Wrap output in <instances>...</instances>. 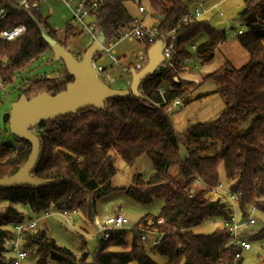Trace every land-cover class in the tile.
Wrapping results in <instances>:
<instances>
[{"label":"trees","instance_id":"trees-1","mask_svg":"<svg viewBox=\"0 0 264 264\" xmlns=\"http://www.w3.org/2000/svg\"><path fill=\"white\" fill-rule=\"evenodd\" d=\"M0 1L3 5L8 2L9 7L12 3V0ZM149 1L153 16L159 18L158 38L163 39L189 10L191 0ZM104 3L94 18L97 31L101 30L109 43L119 40L135 19L129 13L126 0H105ZM238 14L243 33L235 37L250 61L241 68L225 63L205 75V80L215 83L214 93L225 106L215 120L191 124L184 134H179L165 106L154 110L145 105L162 100L158 92L160 87L167 88V105L180 99L187 106L203 97L183 89L186 83L179 77L185 72V60L193 56L190 45L206 37L197 45L196 55L204 65L212 61L219 44L226 42L230 35L200 20L180 30L174 68L145 79L139 88L140 98L114 97L106 102L105 110L86 108L75 115L39 125L46 134L39 135L40 158L32 172L34 178L48 185L0 189V264H11L10 253L5 248L11 237V225L25 223L46 210L78 209L82 218L79 224L91 227L99 199L119 190L113 185L119 171L115 167L118 157L130 169L140 159H150L154 169L151 178L145 180L136 174L131 186L120 190L143 207L156 200L163 201L160 211L147 213L132 231L117 230L111 232L107 240L98 239L92 254L81 235V247L75 253L56 243L44 228L28 230L23 243V248L30 251L28 256H36L39 264H132L134 261L159 264L146 253L147 245L142 240L145 234L156 230L163 237L154 251L167 259L166 264H243L241 247H226L229 236L225 229L209 235L192 231L210 219L227 218L232 213L224 198H205L211 188L222 184L218 167L222 162L229 187L223 184L232 191L242 192L240 211L246 214L254 204L264 216V200L254 201L264 196V0H244V7ZM9 20L10 26L24 23L27 32L19 40L0 47V58L5 66L1 77L6 84L13 83L17 72L51 52L45 35L59 41L42 13L11 12ZM66 29V42L62 45L68 49L70 41L83 32L77 33L69 26ZM151 46L147 44V52ZM132 66L130 64L127 69V77H131ZM73 81L64 67L59 77L28 81L20 92L27 99L39 93L53 96ZM252 111L255 116L251 124L245 132H238L239 123ZM14 139L21 149L14 144L0 143V178L15 174L30 154L29 142ZM182 147L186 157L180 153ZM219 147L222 154L217 152ZM161 220L163 224L158 223ZM262 236L264 228L254 240L261 242ZM236 255H240V259Z\"/></svg>","mask_w":264,"mask_h":264},{"label":"rangeland","instance_id":"rangeland-1","mask_svg":"<svg viewBox=\"0 0 264 264\" xmlns=\"http://www.w3.org/2000/svg\"><path fill=\"white\" fill-rule=\"evenodd\" d=\"M183 1L187 2L188 0ZM141 2V5L146 8V12L144 13L145 23L149 26L156 25L159 20L158 18L153 16L150 1L141 0ZM48 4V7H44L42 11V16L47 17L50 28H52L53 30L66 28L68 21L71 20V11L63 4H61L58 0H49ZM126 6L132 16L139 15L137 3L133 2V0H126ZM243 7L244 0H191L188 3L189 10H192L194 8H200V10H203L206 8L205 10L207 11L203 14V20L208 21L212 28L216 30H225L230 35V38L226 41V43L223 42L220 44L216 57L211 62L204 64L200 67V70L198 72L199 74L204 75L208 72L216 71L225 63H231L236 68H241L246 64L247 59L245 58L247 52L239 44L238 39L233 36L235 31L242 29L238 23L237 17L239 15L238 13L243 9ZM50 8L51 13H49ZM89 36L90 35H88V33H82V35H79L70 41L68 49L72 50L73 54L77 56L78 59L82 58L83 54L86 51V48L88 47L87 43L89 41ZM61 39L63 43L66 42V37H61ZM105 47L107 48L108 44H106ZM142 49L143 47L140 44L133 42L129 39L121 41L116 40V45L114 46V51L116 52L117 56H122L126 54L128 56V60H131V62L135 60L138 53ZM99 56L101 58H98V63L105 67L110 66V63L103 52L100 53ZM247 57L249 56L247 55ZM63 71L64 64L54 60V55L52 52H47L46 54L42 55L37 60V62H34L25 69H22V71L17 72L13 79V83L5 84V88L3 90L0 88L1 114L3 115L7 113L8 110H10L13 102L20 98V91L22 90L26 82L34 81L39 78L59 77L63 73ZM115 76L116 78H118V80L113 84H108L112 88L114 87L117 89H127L128 87L125 85L122 75L119 73V75ZM209 84L213 85L214 90L216 89V85L214 82H209ZM184 88L186 89L185 85ZM192 92H194L195 94L196 91L193 90ZM210 97L220 99L219 96L215 93H213ZM174 112L175 111L169 113L173 124L176 123V120L183 121L182 111H178L175 114ZM254 116L255 112L252 111L246 119L242 120L237 127L238 132H245L251 124ZM191 122L192 124L197 123L194 120ZM184 133L185 131L181 132L180 134ZM15 141L16 140L9 131V127L6 126L2 121H0V143L2 145L8 143L18 145ZM217 152L219 154H222V149L219 147L217 149ZM180 153L183 157L187 156V153L185 152L183 147L181 148ZM115 167L119 169V171L113 179V185L115 189L117 188L119 190L107 194L99 199L96 205L97 214L95 215V217L100 216L102 218L105 216L109 217L121 214L125 218H127L130 223L128 225V231H132L134 225L141 218L147 215V213L156 214L157 212H159L161 201L156 200L153 204L148 205L147 207H143L135 203L133 200H130L120 189L122 187H130L132 177L136 174L141 175L145 180L151 178L154 169L152 168V163L148 157L140 159L138 163L131 169L125 167L120 157H118L115 161ZM218 167L219 182L224 183L227 187H229L225 176V167L223 162L220 163ZM174 173V175H176V171ZM207 195L205 196V198L208 200L209 197H207ZM256 217L257 221L254 224L253 228L249 229L246 233H244L245 239L252 244V249L250 251H243V264H264V236H262L263 238L261 237V242L254 240L258 237H256V235H259L261 230L264 228V216L257 211ZM74 219L80 222L82 221V218L79 215L78 217H74ZM40 226L47 230V232H49L50 236L56 241V243L68 248L69 250L75 253L79 252L81 247L80 234L77 233L74 228H71L68 224H66V222L61 217H59V215L56 214L49 219L41 221ZM82 229L84 230H81L80 228L78 229V231L82 234V236H84L83 232H85V230L87 232L88 230L93 231V225H91L90 227V225L85 224ZM216 230H223V227L219 224L214 225L209 222H205L202 225L193 228L192 231L196 234L209 235L215 232ZM93 234L89 235L87 233L84 238L87 237V235L89 236V238H91V236L94 237ZM144 236L147 238L146 253H149L152 259L157 261L159 264H166L167 259H163L154 251L155 245H153L152 242L156 239V234L147 233ZM131 240L132 237L130 235L128 236V241L130 242ZM86 242L88 244L87 246H89V251L92 254L96 250L97 246L90 239H87ZM11 255L14 256L13 254H10V256ZM88 260L91 262V257H89ZM21 263L39 264L37 263L36 256H28L27 259L22 261ZM132 264L138 263L134 261Z\"/></svg>","mask_w":264,"mask_h":264},{"label":"built area","instance_id":"built-area-1","mask_svg":"<svg viewBox=\"0 0 264 264\" xmlns=\"http://www.w3.org/2000/svg\"><path fill=\"white\" fill-rule=\"evenodd\" d=\"M61 4L67 7L71 11V20L68 21L66 28L72 27L75 32H84L88 33L91 36V40L95 41L97 37V20L94 18L96 13L105 5V0H58ZM49 0H12L10 7L8 5H3L0 1V47L6 43H12L19 40L22 36L25 35L27 32V27L24 23L20 22V24L11 25L10 22V14L11 12H30V13H42L45 6L48 7ZM139 12L142 14L145 12V7L140 6ZM51 13V8L49 10ZM202 11L199 9L190 11L188 10L182 17L179 19L176 27L172 30V32L163 39H159V32L158 26L157 27H149L143 24H140L138 20H134V24L125 31L123 36L119 39L121 40H131L140 44L143 49L138 53L135 69L137 71L143 69V67L147 64V44L154 45L158 40H163L164 42V50L163 56L164 61L161 66L158 67L157 73L162 72L163 70L174 68L175 58L178 56V34L180 30L184 27H187L190 24H193L197 21H200L203 17ZM66 28L56 29L54 30L55 34H57L58 39L61 44L63 43L61 37H66ZM243 32L241 30L235 31L233 36L241 35ZM60 37V38H59ZM108 44L106 48L105 45ZM116 45V41L112 42H105L103 45V53L108 58V60L112 63V67L108 68L100 63H98V58H101L99 54L95 59L92 61V66L96 70L98 77L108 85V83L113 84L118 80L114 75V70L119 67V59L117 57L116 52L114 51V46ZM192 57L185 60L186 67L193 66L195 70H198L199 63L196 57L197 55V44L192 43L190 45ZM101 52V53H102ZM4 66L3 58H0V88L3 90L5 88V82L2 80L1 73ZM183 81H191L194 84L198 85V81L194 79H185L183 76H179ZM122 78L125 81L127 87H129L131 83V77H127L122 75ZM190 87V88H189ZM186 87L187 90H191V86ZM158 92H160L162 100L159 103H145V105L150 109H160V107L165 106V112L167 114L175 111V109L180 108L183 106V103L180 99H176L174 102L167 105V101L165 98V94L167 93L166 87H160ZM33 132L39 137V135L46 134V130L37 127L33 129ZM9 144V143H8ZM5 144V145H8ZM17 149H21L22 146L15 145ZM264 165V164H263ZM264 167V166H263ZM207 195V194H206ZM242 192L232 191L229 188L225 187V185L219 184L216 187H213L209 190L207 197L210 200H216L219 198H224L230 204L232 209V213L227 218H214L209 223L223 227L225 229L229 240L226 242V247L231 246H238L241 247L242 251H250L252 249V244L245 239L244 233H246L249 229H252L254 224L257 221V208L256 205L250 206L243 214L240 211V203L242 199ZM264 200L263 197H257L255 199V203ZM59 215L66 224H68L71 228H74L75 231H78L77 228L78 221L74 219V217H78L79 210H62V211H53V210H46L41 215L37 217H32L27 220L25 223H19L11 225L10 233L11 237L6 241L5 248L8 249L11 255V264H22L21 262L26 260L29 255V250L23 248L24 240L26 239V231H37L41 230L42 227L40 226L41 221L51 218L53 215ZM159 224H163L164 220L158 222ZM129 221L121 214H117V216H105V217H98L96 216L93 221V231L94 237L96 240L104 239L107 240L110 237L111 232H116L117 230H128L129 229ZM79 232V231H78ZM148 233H154L159 235V237L152 242L153 245L158 246L160 245V239L163 235L159 234L156 230L150 231ZM143 242L147 243V238L143 236ZM237 259H240V255H236Z\"/></svg>","mask_w":264,"mask_h":264},{"label":"water","instance_id":"water-1","mask_svg":"<svg viewBox=\"0 0 264 264\" xmlns=\"http://www.w3.org/2000/svg\"><path fill=\"white\" fill-rule=\"evenodd\" d=\"M96 40L93 41L83 54L81 59L76 58L72 52L48 35L44 39L54 55V60L64 64L66 71L74 81L69 83L65 90L49 95L39 93L32 99H27L23 92L20 98L13 102L7 113L1 114L0 121L9 127L14 138L27 141L31 145L30 154L24 165L15 174L8 178H0V189L14 187L40 188L48 185L33 177L41 150L40 138L33 132L40 124L52 122L55 119L75 115L86 108L105 110V104L114 97L129 98V96L141 97L139 88L145 79L157 73L158 67L163 64L164 42L158 40L151 46L147 53V64L143 69L131 70V83L127 89L111 88L97 75L92 66V61L103 51L106 41L105 34L97 31ZM143 249V246H141Z\"/></svg>","mask_w":264,"mask_h":264},{"label":"crops","instance_id":"crops-1","mask_svg":"<svg viewBox=\"0 0 264 264\" xmlns=\"http://www.w3.org/2000/svg\"><path fill=\"white\" fill-rule=\"evenodd\" d=\"M133 2L137 3V8H138V14L139 15L132 16V14L130 12L129 13L131 14L132 17H134V19L138 20L140 24H144L146 26H149L148 24L145 23V15H144V13L146 12V8H145V12L144 13L141 14L139 12V7L140 6H143V5H141L142 4L141 0H133ZM196 9H199L200 10V8H194V9H192L190 11H193V10H196ZM205 9H203V10L201 9L202 12H203L202 15L207 11ZM207 9H209V8H207ZM203 17H204V15H203ZM203 17H202L201 21H203ZM158 20H159V18H158ZM158 25H159V22L156 25H150L149 27H157ZM205 39H206L205 36L200 37L194 43H196L198 45L201 42H203ZM90 40H91V36H89V41L87 43L88 46L91 43H93V41L90 42ZM219 47H220V44H219ZM219 47L215 51L214 58L216 57V54L218 52ZM247 55H246V58H245V59H247L246 64L250 61V59H249V57H247ZM117 57L119 59V63L120 64H119V67L114 70L115 71L114 74L115 75H119V73H120L121 75H125L126 76L127 75L126 72H127V69L129 67V65L130 64L133 65L131 67V70H132L134 68L135 64H136L135 62L137 60V57L135 58V60H133V62H131V60H128V56L126 54L125 55H122V56H117ZM109 63H110V66H106L108 68L112 67V63L110 61H109ZM198 63H199L198 70H195L193 66H189V67L187 66L186 69H185V72L183 74H181V76H183L185 79H188V80L189 79H194V80L198 81V83H199L198 85L194 84L191 81H189V82L185 81V83H186L185 84V87L191 86L192 89L190 91L186 90L185 88L184 89L187 92L192 93V95H201L203 97L201 99L197 100V101L191 102L187 106H184L183 105V107H180V108H178V109L175 110L174 114L177 113L178 111H182L183 121L176 120V123L173 124L174 125V128L176 129V131L179 134L181 132L187 130V128L192 124L191 121L194 120L195 122L206 123L208 121L215 120L225 110V106H224V103H223V101H222L221 98L220 99H216L215 97H210L214 93V87H213V85L209 84V82H212V81L205 80L204 78H205V75H207L208 73H211V72H208V73H206L204 75L199 74L198 72H199L200 67L202 66V64L200 63V61H198ZM124 83H125V81H124ZM193 90L196 91L195 94H194V92H192ZM162 204H163V201L160 202V209L162 207ZM79 222L80 221H78V224H77V225H79L78 228L80 229V227H81V230H84V229H82L84 227V225L79 224ZM76 232L79 233L82 236V234L80 232H78V231H76ZM87 233L89 235H91V234H93V231L92 230H88V232H87L85 230V232H83V235L86 236ZM85 239L86 240L87 239H90L95 244H96V241H97L95 237H92L91 236V238H89L88 235H87V237H85Z\"/></svg>","mask_w":264,"mask_h":264}]
</instances>
